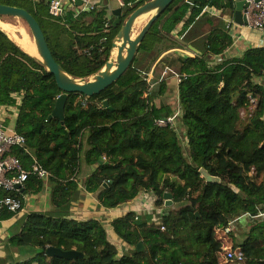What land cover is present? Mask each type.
Returning <instances> with one entry per match:
<instances>
[{"label": "trees", "instance_id": "1", "mask_svg": "<svg viewBox=\"0 0 264 264\" xmlns=\"http://www.w3.org/2000/svg\"><path fill=\"white\" fill-rule=\"evenodd\" d=\"M145 1L121 0L116 26L115 16L103 5L76 16L67 10L54 18L46 0L0 3L32 14L63 71L88 80L109 60L128 15ZM206 6L233 9L235 0H174L151 25L115 82L92 96L67 95L63 122L49 118L62 93L54 75L0 29V104L12 105L13 94H21L11 120L25 137V143L11 152L25 170L36 161L50 173L47 178L29 175L20 192L0 188V197L15 196L22 208L24 196L40 193L47 182L50 203L45 212L27 214L21 230L7 239L13 248L29 246L36 253L0 264H264V219L258 217L264 212V86L255 81L264 74V46L210 64L212 56L221 55L232 43L227 31L214 29L202 55H162V67L180 61L177 120L187 154L176 129L154 123L175 109L155 102L167 82L149 89L147 72L164 51L180 44L170 37L176 27L181 25L180 35ZM200 169L216 181H206ZM80 181L99 206L122 210L130 203L129 209L109 225L96 217L71 216ZM165 192L171 194L169 206ZM144 193L155 197L160 218L139 213L138 196ZM15 214L3 209L0 220ZM240 216L249 227L238 242L227 227L231 218ZM139 241L141 250L136 248ZM49 246L74 249L82 256L49 257ZM229 249L242 250V262L227 260Z\"/></svg>", "mask_w": 264, "mask_h": 264}, {"label": "crops", "instance_id": "2", "mask_svg": "<svg viewBox=\"0 0 264 264\" xmlns=\"http://www.w3.org/2000/svg\"><path fill=\"white\" fill-rule=\"evenodd\" d=\"M101 5L107 7L108 15H110L112 14V9L120 7V2L119 0H101L99 1V6ZM233 14L234 8L219 9L212 6H206L205 8H203L202 12L195 18L193 23H191L180 35L178 34V31L181 29V25H178L176 27V29L170 34V37L172 39H178L180 41V44L176 47H172L164 51L150 66L146 78H148V82L152 84V87H154L157 83L163 80L166 81L169 85H174V105L171 106L174 107V109L176 108V105H178V82L175 80L173 75L180 74V61H177L175 65L171 67H162L158 64V60L162 55L168 53H174L175 55L182 57H194L196 55H202L204 42L206 41L207 36L214 29H221L223 31H227L232 38V43L226 47V49L221 55L212 56L210 64H215L221 60H226L233 57H240L243 51L247 48L264 46V30L252 28L247 25H238L234 23ZM141 21H143V19L140 20V22ZM9 37L11 38L10 35ZM26 50L28 51V49ZM163 73L164 76L162 77ZM255 81L262 83L264 86V74L260 77H256ZM158 98L155 99L156 103L166 104L163 102V100H160ZM11 124L13 125L12 120ZM83 178L84 177H82V179ZM82 181H80L79 183L80 190L78 199L73 202V206L71 208V216L78 219L96 217L99 218L104 225H109L112 218L123 213V209L126 208L128 205L130 207V203H125L126 206L125 204H123L122 210H118L115 208L108 209L99 206L98 201L96 200L94 195L83 189ZM45 185V188L40 193L25 195L24 205L22 209L18 211L13 217L7 220H0V263L1 261L5 260H22L36 253L37 249L31 248L29 246L13 248L8 244L7 239L10 235L18 233L21 230L27 214L35 211L45 212L50 209L49 189L47 182L45 183ZM139 209L140 211H142L140 204ZM242 218V216L238 217V219H240L241 221L238 222L240 223L239 225L244 226L246 225V223H243ZM262 218L264 219V217ZM251 220L252 219L249 218V221ZM109 236L111 237L110 239L114 243L118 244V246L123 245L121 244L122 241L118 240L116 237L111 235Z\"/></svg>", "mask_w": 264, "mask_h": 264}, {"label": "water", "instance_id": "3", "mask_svg": "<svg viewBox=\"0 0 264 264\" xmlns=\"http://www.w3.org/2000/svg\"><path fill=\"white\" fill-rule=\"evenodd\" d=\"M174 0H147L137 8H135L126 18L122 27L118 31L116 38L112 43V51L116 45L118 39H121V45L118 47L116 61L113 60L112 54L109 60L105 63L102 69H104V74H100V70L98 73L89 77L88 80L83 78H74L68 75L61 66L57 63L55 58L53 57L43 31L34 18L32 14L26 11L24 8L6 5L0 3V18L2 16H13L22 18L30 27L31 33L33 35V39L36 41L37 46L39 48L42 61H39L47 71L54 75V79L58 88L62 91L60 95L57 96L55 100V104L53 110L51 112L50 117H58L61 122H63V109L65 100L69 93H81L86 96H92L94 94H98L100 91L111 85L115 82L121 74L129 67L132 62L135 53L137 51V47L139 43L142 41L146 33L148 32L151 25L158 18V16L173 2ZM77 4L80 3L79 0L76 1ZM247 6V3L244 0H235L233 21L238 25H245L246 18L244 14V9ZM153 10L154 12L149 16L147 21L142 26L139 33L133 40H130L129 31L134 20L140 16L144 12H148ZM111 13L115 16L113 25L116 26L120 22L121 15V7H117L112 9ZM125 53L124 58L121 57L123 52ZM182 55V54H180ZM64 73L67 76H64ZM104 105H107V101H104ZM264 145V142L262 143ZM201 175L205 178L206 181H216L213 177H211L205 170L200 169ZM19 185H15V188H18ZM165 206H169L172 203L171 194L165 192ZM198 216V214H197ZM137 250H141L143 248V244L139 241L136 245ZM45 254L49 257H59V258H77L81 257L82 254L77 252L76 250H63L58 247L49 246L45 250ZM263 262L261 261V264Z\"/></svg>", "mask_w": 264, "mask_h": 264}, {"label": "built area", "instance_id": "4", "mask_svg": "<svg viewBox=\"0 0 264 264\" xmlns=\"http://www.w3.org/2000/svg\"><path fill=\"white\" fill-rule=\"evenodd\" d=\"M76 1L77 0H46L48 4V13L54 18H60L63 17L67 10L73 11V16H76L79 12L91 11L99 7V0H79V4H77ZM244 1L247 3L244 9L246 18L245 25L264 30V0ZM119 2L121 6V0H119ZM173 77L179 82L181 74H174ZM151 87L152 84H149V89ZM13 95L15 97L14 104H0V188L5 191L15 190L20 192L23 189L24 181L29 175H35L38 178H47L50 176V173L36 161L33 162L29 170H25L19 159L11 152L13 146H22L25 143V137L18 133L10 122L11 119L16 116L18 105L21 102V94ZM180 114L181 110L178 103L175 111L171 115L156 118L154 123L158 126L169 125L174 128L173 126L176 124ZM15 185H19V187L15 188ZM140 206L142 205L140 204ZM3 209L17 213L22 209L21 202L15 196L6 194L0 197V214ZM139 213H141L140 210ZM258 217H264V212L259 213ZM235 219L237 220L238 217ZM243 257V252L240 249H229L226 253L227 260L242 262Z\"/></svg>", "mask_w": 264, "mask_h": 264}, {"label": "rangeland", "instance_id": "5", "mask_svg": "<svg viewBox=\"0 0 264 264\" xmlns=\"http://www.w3.org/2000/svg\"><path fill=\"white\" fill-rule=\"evenodd\" d=\"M99 1H101V0H99ZM148 18H149V16H148ZM1 19H4L8 23H10L13 26L14 30L16 29L15 32L17 34L23 33L26 36V38H28L27 40L29 42L31 41L33 35L31 33L30 27L28 26V24L22 18L13 17V16H4ZM146 20L143 19V21H141L140 23H137L133 27V30H132L133 35H136V34L139 33V31L141 30L142 26L146 22ZM6 29L9 31L8 28H6ZM9 33H10V31H9ZM173 90H175L174 85L167 84V89H166L165 93L162 94L158 99L163 100V102L166 103V104H169V105L171 104L170 106H173L174 105V103H173V101H174L173 100L174 99ZM240 114H241V117H244L245 116V111L241 110ZM180 125H181L180 121L178 122V120H177L176 124L173 127H174V129H176L178 131L179 138L183 142L184 153L187 154V149H186V147H184L186 145V142L184 140L183 132L181 130ZM138 197H139L138 198L139 201H140V197H141V201H140V204L142 205L141 206V208H142L141 209L142 210L141 214H144V213L148 214L149 212L150 213L152 212V214L155 216V218H160L161 214L159 213V210H162V209H161V207H160V209L158 207H155V205L153 203L155 197L153 195L145 193V194L139 195ZM178 205L179 204H175L174 208L178 207ZM125 206H126V204H125ZM128 208H129V205L126 208H124L123 210L127 211ZM238 221L241 222L240 219L236 220L235 218H231L229 220L228 227H227L228 229L227 230H231L230 232L232 233V235L236 239V241L241 242L245 238L249 226L248 225L241 226V225H239L240 223ZM109 238H111V237L109 236ZM119 246L121 247V245H119Z\"/></svg>", "mask_w": 264, "mask_h": 264}, {"label": "bare ground", "instance_id": "6", "mask_svg": "<svg viewBox=\"0 0 264 264\" xmlns=\"http://www.w3.org/2000/svg\"><path fill=\"white\" fill-rule=\"evenodd\" d=\"M154 11L153 10H151V11H148V12H144V13H142L140 16H138L135 20H134V22H133V24H132V26H131V29H130V31H129V35H130V40H133L135 37H136V35H133V33H132V30H133V27L138 23V22H140V20H142V19H147L148 18V16H150L152 13H153ZM147 21V20H146ZM6 28H8L9 29V31H10V33H9V31L6 29ZM0 29L1 30H3L8 36L10 35L11 36V38H14L21 46H23L24 48H26V49H29L28 50V53L30 54V55H32L34 58H36L37 60H39V61H42V57H41V54H40V51H39V48H38V46H37V43H36V41L33 39V37H32V39H31V41L29 42L27 39L28 38H26V36L23 34V33H19V34H17L16 32H15V30H14V28H13V26L10 24V23H8V22H5L3 19H1L0 18ZM121 39H118V41L116 42V45H115V47L113 48V51H112V58H113V60L114 61H116V55H117V50H118V47L121 45ZM125 51L122 53V55H121V57L122 58H124V56H125ZM104 69H102L101 71H100V74H104ZM64 76L66 77L67 76V74L66 73H64Z\"/></svg>", "mask_w": 264, "mask_h": 264}]
</instances>
